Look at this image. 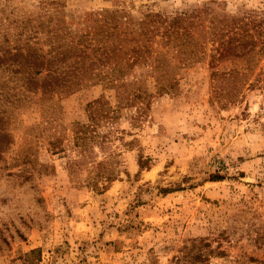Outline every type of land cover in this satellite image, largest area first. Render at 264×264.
I'll use <instances>...</instances> for the list:
<instances>
[{
  "label": "rangeland",
  "instance_id": "1",
  "mask_svg": "<svg viewBox=\"0 0 264 264\" xmlns=\"http://www.w3.org/2000/svg\"><path fill=\"white\" fill-rule=\"evenodd\" d=\"M3 56L0 264H264V0H0Z\"/></svg>",
  "mask_w": 264,
  "mask_h": 264
},
{
  "label": "trees",
  "instance_id": "2",
  "mask_svg": "<svg viewBox=\"0 0 264 264\" xmlns=\"http://www.w3.org/2000/svg\"><path fill=\"white\" fill-rule=\"evenodd\" d=\"M243 22H244V20L242 21V23ZM245 24H248V23H245ZM232 25H235V23ZM258 26H260V25L258 24ZM217 46H218L217 52L219 53V56L224 57L229 52L234 53V55L238 54L239 52L251 53L254 50L255 42L252 40L243 41V42L229 41L227 44H224L222 41L219 40L217 43ZM17 55H18V57H21V54H17ZM17 55H16V57H17ZM4 57L5 56L0 57V67L7 66L8 64L11 65L9 63V60L7 58H4ZM21 64L22 65H20V66L23 68V70H34V69L39 70V68H43L46 63L44 61V58L41 55H36L34 57L26 58V62L21 63ZM39 74L40 73H36V75H37L36 77L29 75L28 77L23 79V84L28 90H34V92L37 91L38 89H41L43 92L56 91L58 89H63L66 87H70V86H74V85L79 84V81H75L73 79H69L66 77L61 78V77H55V76H51L49 78H43L39 81L38 80ZM102 104H103L102 101H97L93 105H90L89 107L92 109V107L94 105L102 106ZM81 132H82V129H81ZM78 139H79V141H81V145H82V140L84 141L85 137L81 136V137H78ZM98 176H99V179L95 180L94 184L96 185L95 187L98 188L99 192H104L107 189V185H105L102 188H100L97 185L99 180L105 179V181L109 184V183L115 181L117 178L112 173L110 175H104V173H103V174H100Z\"/></svg>",
  "mask_w": 264,
  "mask_h": 264
}]
</instances>
